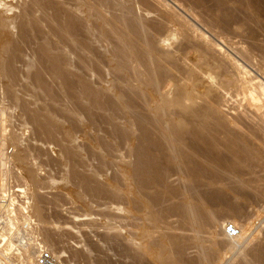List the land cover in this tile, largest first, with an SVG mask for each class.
Masks as SVG:
<instances>
[{"label":"bare ground","instance_id":"bare-ground-1","mask_svg":"<svg viewBox=\"0 0 264 264\" xmlns=\"http://www.w3.org/2000/svg\"><path fill=\"white\" fill-rule=\"evenodd\" d=\"M263 148L264 0H0V264H264L220 221L263 197ZM57 187L95 241L47 227Z\"/></svg>","mask_w":264,"mask_h":264},{"label":"rangeland","instance_id":"rangeland-1","mask_svg":"<svg viewBox=\"0 0 264 264\" xmlns=\"http://www.w3.org/2000/svg\"><path fill=\"white\" fill-rule=\"evenodd\" d=\"M234 28H236V26H234ZM245 31L246 30H241L240 32H242L243 35L241 34V36H239V37L241 39H243L242 42L246 46V44L250 43L249 41H250V36L251 35H250V33L247 34L248 31H246V32ZM244 33H245V36H244ZM246 35H247V38H246ZM242 36H244V38ZM239 37H238V39L236 38L235 40L232 41L233 43L235 42L237 44L236 45L234 43V47L235 48H239L238 42L241 41V40H239ZM201 91H203V89H201ZM228 98H225L224 97V100H223V103H222V104L226 105L229 108L230 111L228 112V114H231V113L233 114L234 113V114H237V115L239 114V116H240V113L242 114V110L244 111L243 114H245V115L248 114V110H249V112H251L249 114L252 115V113H253V116L256 113V112L254 113V110L251 109L252 107L250 108L249 105L251 103L248 102L249 105L247 107L246 104H248V103H246L247 101H245L244 98H243L244 100L242 99V96L241 97L240 96L239 97H235V98H233V97H228ZM251 106H252V104H251ZM246 108H248V110ZM260 109L261 108H257V110H260ZM238 111H241V112H238ZM235 112H237V113H235ZM254 117H256V116H254ZM248 119H250L249 116H248ZM251 121H253V118H252V120H249L248 123L251 124ZM253 122H255V118H254V121ZM29 135L30 134L27 135V138L29 137ZM11 147L12 146L9 147V152L13 149V147H12V149H11ZM263 152H264V148H263ZM26 153H27L26 154V157L27 156H32L34 160L37 157V155H38V157L40 156L38 154V152H36V150H32V151H30V150L27 151L26 150ZM24 155H25V153H24ZM32 157L30 159H32ZM38 157L35 160L37 163H38L39 159H41V156L39 158ZM12 161H13V164H14V168L16 170H18V172L20 173V175L23 178H25V180L27 181L28 184H30V181H29L30 178H27V177H29L28 176V170H27V168H25L22 164H20L15 158L12 159ZM40 162L41 161H39V163ZM42 175H45V174H43V173L40 174V177H44ZM263 177H264V172L261 171V172H257L254 175H249L246 178H247V180H255L258 184H260L261 181H263ZM12 178H14V177H12ZM175 178H172V181L173 180L175 181L176 180ZM11 179H10V181L7 184H8V187L10 188V190H12L15 193V195H14V197H15V196H18L19 195L18 191L21 190L19 188H16V187L20 186V183L18 181H16V179H12V180ZM221 180H220V184L221 185L219 184V186L220 187H223L225 189H227V188H233L236 185L231 180L226 181V180H228V177L226 178V176H224V178H223L224 181L221 182ZM67 189H65L66 190L65 191L62 188L57 187V188H54V189L51 190L52 193L49 192L50 193V194L48 193L49 195L48 194L45 195L44 201H43L44 203H42L41 206L43 205L42 207L47 212H49V214L50 213L53 214L52 216H54V217L57 216L58 217L57 220L54 219L52 222L50 221L51 223H48L49 225H47V227L52 228L54 230L55 229L56 230L63 229L64 231H65V229L69 231L71 229L73 230V228L75 229V228L78 227L80 230L83 228L81 231L82 232L84 231L83 233H86V234H91L92 235L93 233L94 234L101 233L102 230H98V229H100V227H97V226L100 225V224L105 223V221L108 220V218L105 216V214L103 213L104 214L103 215L101 213L95 212V213L92 214L93 216H90L91 219H93V218H94L93 220L96 219L95 221H97L96 223H98V225L97 226L94 225V226L97 227V228H95L92 225H88V224H85L84 225L83 224L84 223L83 221H78V218L85 214V213H83L84 210H83V208L81 207V205L78 202L72 201V192H71V190H74V189H71V190L69 188H67ZM13 192H12V194H14ZM262 196L263 197H261L260 199H258V201L257 200H254V201H251L250 200L247 203V205L244 206V211H243V213L241 215L239 214V215H237L235 217L234 216H228V215L223 216V217L220 216V217H222L220 219V221L223 222V223H226V222H229V221H235L239 225H245V233H244V236H249L250 235L251 238H252V240L250 242L252 245H249V248H247L249 250H250V248H253L254 243H256L255 245L258 244L257 241L258 242L260 241L262 243V245H264L263 244L264 243V221H263L264 220V194ZM15 198H17V197H15ZM241 201L242 200L239 199L238 200V203H241ZM103 216H105V217H103ZM173 220H175V219H173ZM117 221L119 222V219H116V221H115L116 224L118 225L119 223ZM261 221H262V223H261ZM77 224H78V226H77ZM91 229H93V230H91ZM221 231L225 233L223 226H222ZM221 231H220V233H221ZM179 234H180V232H179ZM91 239H93V241L96 240V238L94 236L91 237ZM223 239H222V237H219L218 240H223ZM249 250H247V251H249ZM247 253L249 255L250 252H247ZM227 256L229 257L230 255H227ZM58 257H59V255H58ZM61 257L62 256H60L59 259ZM61 259H63V258H61ZM61 261L64 262L63 260H61ZM64 264H66V263L64 262Z\"/></svg>","mask_w":264,"mask_h":264},{"label":"built area","instance_id":"built-area-1","mask_svg":"<svg viewBox=\"0 0 264 264\" xmlns=\"http://www.w3.org/2000/svg\"><path fill=\"white\" fill-rule=\"evenodd\" d=\"M224 230L229 236L239 234L238 227L232 222H226ZM35 264H64L58 257H55L49 250H41L35 257Z\"/></svg>","mask_w":264,"mask_h":264}]
</instances>
